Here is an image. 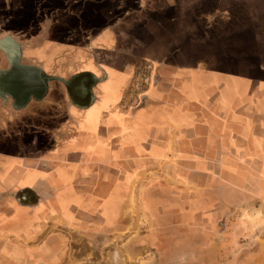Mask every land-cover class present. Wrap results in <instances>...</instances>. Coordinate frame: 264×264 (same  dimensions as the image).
<instances>
[{
    "label": "rangeland",
    "instance_id": "1",
    "mask_svg": "<svg viewBox=\"0 0 264 264\" xmlns=\"http://www.w3.org/2000/svg\"><path fill=\"white\" fill-rule=\"evenodd\" d=\"M94 1L104 5L110 0H0V31L10 32L12 24L24 26V19L15 15L33 18V11L42 10L48 18H62L56 29L60 33L51 36L52 44L57 47L67 42L62 38L66 27L72 35L68 42L79 50L77 46L88 45L79 26L87 27L93 21L87 17L94 15ZM198 8V13L208 15L210 32L215 33L218 21L225 19L244 32L245 24L234 21L247 15L245 4L205 0ZM256 11V40L260 45L264 10L258 5ZM39 21L36 26L41 24ZM30 29L29 25L25 29L29 42L40 43L35 32L29 34ZM1 41L2 50L8 54L5 43L14 40L6 36ZM60 48L48 47L46 54L35 51L23 59L25 64L17 61V70L5 71L1 76L5 87L0 89V264H264V120L259 116L249 118L246 103L221 124L207 119L213 140L209 143L218 147L212 153L214 160H220L217 166L200 165L197 161L206 159L202 152L193 150L191 170L178 162L172 167H156L147 178H161L154 182L128 181L136 170L131 167L125 173L126 181L116 176L121 175L120 168H113L112 177L119 180L105 183L107 168L98 165L94 171L76 168L69 182L58 183L55 192L45 183L37 185L46 198L28 200L21 195L18 186L26 185L20 182L26 172H53L41 164L29 169L10 166V158L20 152L9 147L18 138L25 145L32 146L35 138L42 144L48 138L46 133L34 134L60 119V109L47 107V98L43 101L46 80L53 77L45 78L42 71L56 72L47 66L53 63L61 68L57 74L70 73L66 69L68 50ZM74 52L70 59H77ZM140 74V80L136 78L140 86L135 88V83L129 88L139 99L137 108L142 106L143 91L154 87L153 71ZM260 75L258 71L257 78ZM148 78L151 80L146 83ZM258 82L256 87L254 83L248 85L251 96L255 91L260 94ZM29 84L39 85L27 88L16 102L8 100L12 85L24 90ZM15 108L19 112L15 113ZM202 137L206 139V135ZM170 156L163 155L162 160H174L172 152Z\"/></svg>",
    "mask_w": 264,
    "mask_h": 264
},
{
    "label": "crops",
    "instance_id": "2",
    "mask_svg": "<svg viewBox=\"0 0 264 264\" xmlns=\"http://www.w3.org/2000/svg\"><path fill=\"white\" fill-rule=\"evenodd\" d=\"M154 1L110 0L104 5L94 1V15L87 17L93 21L87 27L79 26L88 45L77 46L79 50L68 42L72 36L70 29L63 27L62 38L67 42L62 41L60 49L68 50L66 69L70 73L57 74L61 68L53 63L47 65L56 71L53 74L42 70L45 78L53 77L46 80L43 101L47 98V107L60 109L61 117L34 134L36 137L46 133L48 138L42 144L39 138L34 137L32 146L18 138L19 143L13 142L9 147L20 152L10 158V166L29 169L41 164L53 171L49 169L42 175L30 170L23 175L20 182L26 185L18 186V190L28 200L46 198L36 186L45 183L55 192L58 183L69 182L76 168L94 171L96 166H104L105 183H112L119 180L112 177L113 168H120L121 175H115L126 181L125 173L134 167L135 174L128 181L154 182L161 178H147L156 167H172L178 162L191 170L193 150L202 152L206 159L197 161L200 165L217 166L220 160H214L212 153L218 147L209 143L213 140L207 119L221 124V120L239 113L246 103L249 118L259 116L264 120V38L260 45L256 40V6L264 10V0H235L248 8L247 15H240L243 20L234 21L245 24L243 33L224 17L218 18L225 20L218 21L216 32H210L208 15L198 13L205 0ZM46 15L42 10L33 11V18L15 15L24 19V26L12 24L10 32L0 31V77L14 68L2 50L1 40L6 36L14 40L8 50L23 64L25 57L35 51L46 54L48 47H61L52 44L51 36L60 33L56 29L62 18L54 20ZM38 20L41 24L36 26ZM28 25L32 29L29 34L35 32L40 43L29 42L30 35L25 30ZM73 51L77 59H70ZM142 71H153L154 87L143 91L142 106L137 108L139 99L129 88L135 83V88L140 86L136 78L140 80ZM257 80L260 94L255 91L251 96L247 87L251 83L256 87ZM2 87L5 86L1 78ZM13 88L18 89L16 85ZM18 96L9 91L8 100L16 102ZM16 109L14 112H19ZM12 134L16 141L15 133ZM203 135L206 139H202ZM171 152L174 160H162L163 155L171 157Z\"/></svg>",
    "mask_w": 264,
    "mask_h": 264
},
{
    "label": "flooded vegetation",
    "instance_id": "3",
    "mask_svg": "<svg viewBox=\"0 0 264 264\" xmlns=\"http://www.w3.org/2000/svg\"><path fill=\"white\" fill-rule=\"evenodd\" d=\"M12 41H9L8 43H5V45L7 46V50H8V47H12V46H10V45H12ZM9 45V46H8ZM12 49V48H11ZM13 50V49H12ZM14 52V51H13ZM8 54H9V60H10V62L13 64V67L14 68H16V70L18 69V67H20L19 65H17L18 64V58H17V56L16 55H14V53H12L11 52V50L9 51L8 50ZM8 56V55H7ZM13 68V69H14ZM3 72H1V74H2ZM5 75V74H4ZM1 76H3V75H1ZM1 78V77H0ZM5 82V81H4ZM39 84H29V85H25V88H24V90H22V89H17V91L15 90V88H13V85L11 86V90L10 91H15L16 93H17V95H19V96H22V95H25V93H26V89L27 88H32V89H34L35 87H37ZM16 88H17V86H16ZM25 91V92H24ZM24 92V93H23Z\"/></svg>",
    "mask_w": 264,
    "mask_h": 264
}]
</instances>
